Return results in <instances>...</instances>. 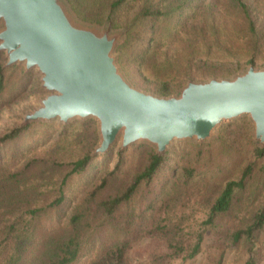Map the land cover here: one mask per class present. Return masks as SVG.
<instances>
[{"label": "trees", "instance_id": "1", "mask_svg": "<svg viewBox=\"0 0 264 264\" xmlns=\"http://www.w3.org/2000/svg\"><path fill=\"white\" fill-rule=\"evenodd\" d=\"M123 1L118 0L114 7ZM231 5L245 24V31L239 32L240 37L245 34L246 38L257 44L260 34L248 5L244 0H231ZM208 10L207 12L211 11L209 8ZM169 14V11L152 8H146L142 12L143 17L152 25ZM196 17L195 11L189 18L192 20ZM206 19L211 24L215 22L212 15L206 16ZM213 31L218 32L217 27ZM149 34L151 33L129 28L128 39L120 47L121 62L136 61L138 67L146 64L153 67L154 76L159 80L156 92L162 96L175 93L188 81L231 76L242 68L237 64L236 68L228 72L211 68L199 71L193 68L192 62L172 61L167 58L168 54L160 66L155 53L152 54V44L156 42V37H148ZM141 42L144 45L133 53L136 45ZM258 48L253 46L249 50L254 53ZM2 55L0 53V59ZM203 55L206 59L201 58ZM189 57L206 64L217 55L207 45L205 50L194 48ZM249 64H254L253 58L246 66ZM11 69L19 68L15 65L4 69L0 63V100L4 99L10 86L5 72ZM166 70L167 74L176 70L175 81L178 83L162 79ZM91 122L93 121L89 120L81 124L89 130L93 126ZM239 124L246 126L247 123L242 120ZM36 125L45 128L52 126L30 123L0 137V264H79L86 257L91 258L87 264H131L130 252L146 236H167L166 233L177 229L169 211V197L165 195L169 184L164 181L158 186L156 182L169 166V152L159 155L154 147L137 145L141 149V162L138 171L130 175L124 170V164L125 156L132 148L118 150L115 167L106 170L93 182L69 210L66 207L69 185L75 177L85 174L96 159L90 153L97 143V132L89 133L84 130L81 135H76L71 126H64V132L50 149L41 156L29 157L22 150L21 142L25 135L26 138L32 137L31 132ZM222 139L223 136L220 137ZM8 146L12 150L10 156L6 153ZM115 147L108 154L99 157L109 159ZM239 151L251 160L246 159V165L237 178L221 177L222 191L210 205L208 218L203 225L205 234L214 237L222 235L225 242L233 246L243 242L250 249L264 230V201L253 210L251 222L245 228L228 227L223 220L235 210H240V202L244 201L250 190L251 196L247 197L252 201L257 202L264 195V148L248 135L246 145L241 146ZM199 173L200 169L193 164L171 170L172 179L181 175L185 184ZM204 241V234L200 233L191 248L190 258L202 251ZM166 244L168 252L155 257L153 264H164L166 259L170 261L176 258L187 248L182 241L167 240ZM252 249L248 250L249 254H252ZM222 258L223 255L220 261ZM247 264L257 263L250 257Z\"/></svg>", "mask_w": 264, "mask_h": 264}, {"label": "rangeland", "instance_id": "2", "mask_svg": "<svg viewBox=\"0 0 264 264\" xmlns=\"http://www.w3.org/2000/svg\"><path fill=\"white\" fill-rule=\"evenodd\" d=\"M117 1L65 0L70 12L79 23L99 29L110 27L113 33H121L122 37L116 49L118 63L131 84L141 90L162 96L156 92L159 80L154 76L153 67H149V64L138 67L135 64L136 61L121 62L120 47L128 39L129 28L133 31L151 33L148 37L155 35L156 42L152 44V54L155 53V59L158 60L160 66L165 62L168 54L167 58L172 61L192 62L193 68L199 71L211 68L228 72L236 68L237 64L242 67L231 76H214L210 79L230 78L246 70L250 65L246 66V63L252 58L254 59L252 65L258 69H264V0H244L251 10L260 34L257 44L254 40L246 38L245 34L240 37L239 32L245 31V24L239 19L238 12L231 7V0H124L114 7V3ZM146 8L161 9L169 11L170 14L152 25L142 15ZM208 8L211 10L210 12H207L209 11ZM195 11L197 17L191 20L189 17ZM210 15L215 17L214 24L206 19V16ZM214 27H217L218 32L213 31ZM143 45V42L137 44L133 53ZM207 45L217 57L210 59L206 64L198 62L197 58L189 57L194 48L205 50ZM253 46L259 47L258 51L250 52L249 49ZM225 50H229V52ZM1 54L3 55L0 63L3 64V68H12L6 67L8 58L4 52ZM129 55H131L130 52ZM152 58H154L153 55ZM201 58H205L204 55ZM16 67L19 69H11L5 72L6 80L9 81L10 86L4 95V99L0 100V137L20 127L25 115L39 108L42 99L48 95V92L42 87V75L37 69L27 71L23 65H16ZM167 72L168 70L162 74V79L169 80L174 84L178 83L175 81L177 78L176 70L170 71L169 74ZM186 84H183L171 95L178 93ZM89 120L93 121L91 122L93 126L88 130L84 128L81 122ZM89 120H75L68 125L57 121L51 123L37 122L52 124V126L45 128L36 125L31 132L32 137L26 138L27 135L24 136L21 142L22 150L29 157L32 155L41 156L60 138L64 132V126H71L73 134L76 135H81L84 130L89 131V133L91 131L97 132L98 140L90 153L93 156L94 149L100 143V134L98 122L94 119ZM242 120H245L246 126L239 124ZM248 135L252 136L253 139V126L248 117H243L220 126L215 137L209 142L201 144L185 141L172 144L168 150L169 166L161 173L156 182L158 186H160V182L164 181L169 184L165 195H168L170 200L171 218L173 222L179 225L173 223L177 229L166 233L167 236L149 235L137 243L130 252L131 264H153L155 257L168 252L167 240L182 241L187 248L176 258L170 261L166 259L164 264H167L168 261V264H247L250 257H253L257 264H264V230L258 239L254 240V244L250 246V249H253L252 254H249L248 250L250 249L245 247L243 242L233 246L231 243L225 242L222 235L221 237H214L205 234V226L203 225L208 218L207 212L210 205L222 191L221 177L237 178L240 176L241 169L246 165V159L251 160L249 156L239 153L241 152L239 148L246 145ZM221 136H223L222 140H220ZM225 141L227 143H223ZM137 145L152 147L149 144H136L133 145L134 147H129L132 149L125 156L124 170L130 175L138 171L141 162V149L137 148ZM115 146L109 159L99 157L100 155L96 156L89 170L82 176L75 177L70 183L69 198L66 204L69 210L75 206L93 182L97 181L106 170H112L115 167L117 163L116 152L121 150L120 142ZM10 147L6 148L8 156L12 152ZM191 164L199 168L200 173L189 180L188 184L184 183L185 180L181 175L172 179V169L190 166ZM247 196H251V190L245 195L244 201L240 202V210H235L232 215L223 220L228 227L245 228L251 222L253 210L264 201V195L257 202L252 201ZM200 233L204 234L203 249L197 256L190 258L191 248L196 243ZM224 249H226L225 252H222ZM222 255L223 258L220 261ZM90 259V257L83 258L79 264H87Z\"/></svg>", "mask_w": 264, "mask_h": 264}, {"label": "water", "instance_id": "3", "mask_svg": "<svg viewBox=\"0 0 264 264\" xmlns=\"http://www.w3.org/2000/svg\"><path fill=\"white\" fill-rule=\"evenodd\" d=\"M0 53L6 67L37 69L48 95L25 115L30 123L94 119L93 156L149 144L164 155L175 142L211 141L220 126L248 117L264 148V69L250 64L230 78L189 81L171 96L135 87L116 55L121 33L79 23L65 0H0Z\"/></svg>", "mask_w": 264, "mask_h": 264}]
</instances>
